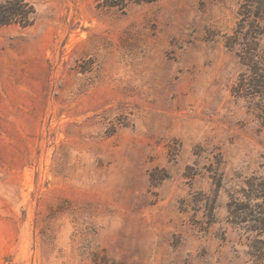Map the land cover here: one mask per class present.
Returning <instances> with one entry per match:
<instances>
[{
  "label": "rangeland",
  "instance_id": "1",
  "mask_svg": "<svg viewBox=\"0 0 264 264\" xmlns=\"http://www.w3.org/2000/svg\"><path fill=\"white\" fill-rule=\"evenodd\" d=\"M26 1L0 28V264H264L229 46L264 0Z\"/></svg>",
  "mask_w": 264,
  "mask_h": 264
},
{
  "label": "trees",
  "instance_id": "2",
  "mask_svg": "<svg viewBox=\"0 0 264 264\" xmlns=\"http://www.w3.org/2000/svg\"><path fill=\"white\" fill-rule=\"evenodd\" d=\"M160 1L162 0H96L98 7L122 12L132 5ZM242 12L235 36L229 40V46L237 50V55L245 68L234 92L239 98L253 101L255 115L264 125V47L259 40L264 33V17L260 13H253L249 20L246 19L247 14ZM34 14V6L26 0H0V28L12 25L29 28L34 24L32 17ZM247 186L249 201L240 205L238 213L242 215L252 207L250 213L254 228L264 233V177H253ZM257 243L264 244V241L258 240Z\"/></svg>",
  "mask_w": 264,
  "mask_h": 264
}]
</instances>
